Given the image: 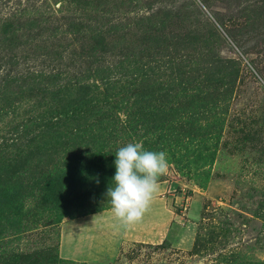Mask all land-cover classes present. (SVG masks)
Returning <instances> with one entry per match:
<instances>
[{
    "label": "rangeland",
    "instance_id": "1",
    "mask_svg": "<svg viewBox=\"0 0 264 264\" xmlns=\"http://www.w3.org/2000/svg\"><path fill=\"white\" fill-rule=\"evenodd\" d=\"M263 8L264 0H0V158L23 160L30 138L35 140L31 150L44 142L55 145L41 151L44 162L37 166L32 161L36 155L29 156L27 168L34 169L35 176L55 173L71 136L65 131L66 118L54 112L66 101L58 90L70 83L104 87L93 77L94 63L78 52L77 36L86 40L102 35L114 41L123 34L133 37L142 23H149L162 24L169 35L200 40L211 28L215 36L210 39V54L234 60L238 68L233 82L221 88L218 122L210 124L204 154L192 153L194 146L182 158L178 150L165 151L168 169L158 181L164 192L153 198L139 221L147 230H130L136 239L155 238L150 225L164 224L165 203L173 222L163 242H127L115 255L99 257L109 244L106 225L113 224L111 230L123 225L113 213H106L91 218L85 229V223L68 227L66 232L76 230L65 236L62 252L84 262L64 259L58 253L59 226L84 211L70 210L57 222L55 215L32 212L31 201H26L20 231L0 235V264H264ZM76 22L84 27L70 29ZM194 47L184 44L181 54L195 63L192 78L200 88L208 84L206 73L216 63L195 53ZM57 75L56 87L41 88V81ZM185 103L180 100L183 112ZM119 111L123 114V108ZM205 123L199 120L201 128ZM42 134L48 136L46 141ZM114 138L115 148L144 139L129 133ZM16 149L22 150L20 158ZM101 206L111 210L110 204Z\"/></svg>",
    "mask_w": 264,
    "mask_h": 264
},
{
    "label": "trees",
    "instance_id": "2",
    "mask_svg": "<svg viewBox=\"0 0 264 264\" xmlns=\"http://www.w3.org/2000/svg\"><path fill=\"white\" fill-rule=\"evenodd\" d=\"M262 11L260 16H264V8ZM254 15L259 17L258 11ZM73 24L70 29L75 31L84 27L83 23ZM163 29L162 24L142 23L133 37L123 34L114 41L102 35H90L86 40L84 35L77 36L78 52L94 63L93 77H98L104 87L70 83L58 90L60 95L65 94L66 101L54 112L66 118L65 131L71 136L61 157L63 163L55 167L53 175L39 172L35 176V170L27 168L29 156L36 155L32 161L37 166L44 162L41 151L55 146L44 142L31 150L34 138L25 147L23 160L0 158V235L20 231L26 201H31L32 212L55 215L57 222L67 217L70 210L84 211L77 217L107 210L101 205L110 204L106 192L114 186V155L119 149L114 144L116 134L139 135L148 151L178 150V158L194 146L192 153L202 157L203 145L211 139L210 124L218 122L215 116L223 93L221 88L233 82L238 68L234 60L210 54V39L215 36L211 28L200 40L187 34L169 35ZM188 43L195 44V53L215 59L216 64L206 73V86L201 84L199 88L192 78L195 63L181 54ZM59 79V75L48 76L41 81V88L56 87ZM182 99L186 101L185 112L179 109ZM124 100L127 101L123 104ZM118 105L123 108V114ZM104 106L111 110H103ZM200 119L206 122L204 128L199 126ZM56 124L51 127L54 129ZM40 138L46 141L48 136L42 134ZM16 151L19 157L22 150Z\"/></svg>",
    "mask_w": 264,
    "mask_h": 264
},
{
    "label": "clouds",
    "instance_id": "3",
    "mask_svg": "<svg viewBox=\"0 0 264 264\" xmlns=\"http://www.w3.org/2000/svg\"><path fill=\"white\" fill-rule=\"evenodd\" d=\"M114 156V186L107 189L106 197L114 217L132 225L142 219L158 191L159 178L168 169L167 153L148 151L142 142H134L120 147Z\"/></svg>",
    "mask_w": 264,
    "mask_h": 264
},
{
    "label": "crops",
    "instance_id": "4",
    "mask_svg": "<svg viewBox=\"0 0 264 264\" xmlns=\"http://www.w3.org/2000/svg\"><path fill=\"white\" fill-rule=\"evenodd\" d=\"M164 191H162V188H158V191L154 194L153 198H161L159 195L162 194ZM164 211H165V215L163 216V218L165 217V222L162 225H159L158 223L154 222V224L156 225H150V229L152 230V233L154 234V237L152 240H140V239H136L133 237L132 234H130V230L133 229L134 231H138L139 228L141 227V223L137 222L135 224L132 225H117L115 226L116 228L114 230H111V226L113 224H108L106 225L108 228L105 229V231H107L108 236H105L106 238H108V241H106L108 244V246L104 249L105 251L98 252L99 257H110L113 256L117 253L119 246H121L123 243H127V242H131V243H136V242H140V243H147L149 245H156L159 244L161 242H163L168 234V230L170 229V224L171 222H173V215L171 213L170 210H168L165 206L164 203ZM167 211V212H166ZM106 213H112L111 210H107V211H101L98 213H94V214H90V215H85V216H81L75 219H72L70 221L64 222L62 224H60L59 226V237H58V253L61 257H63L64 259H68L71 261H77V262H84V258H78L77 257H73V256H66V254H63V242L66 239L65 236H68L69 234L73 233L74 229H69V232H66V230L68 229L69 226L74 225L75 223H80L83 224L85 223L84 229L87 228L86 225H89V221L91 218L94 217H101V216H105L107 215ZM169 216V218L167 217ZM113 227V226H112ZM82 228V226H81ZM157 228H159V230H156ZM141 229L143 230H147L145 227H141ZM66 233V234H65ZM106 233V234H107ZM110 239V240H109ZM100 240V237L99 239Z\"/></svg>",
    "mask_w": 264,
    "mask_h": 264
}]
</instances>
